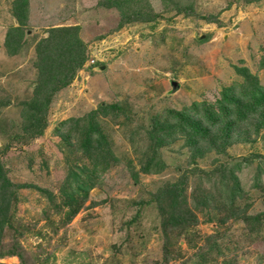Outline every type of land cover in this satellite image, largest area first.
I'll use <instances>...</instances> for the list:
<instances>
[{
    "label": "rangeland",
    "instance_id": "1",
    "mask_svg": "<svg viewBox=\"0 0 264 264\" xmlns=\"http://www.w3.org/2000/svg\"><path fill=\"white\" fill-rule=\"evenodd\" d=\"M14 1L0 0V159L16 184L30 187L16 191L15 229L5 237V251L18 246L20 256L3 250L0 264H264V221L254 223L264 219V131L223 154L198 158L180 140L162 150L164 171H141L146 129L156 113L214 102L224 87L242 84L246 71L264 86V0H140L151 21L122 27L114 0H30L26 44L10 56L5 41L18 26ZM74 26L88 61L54 97L44 134L16 144L37 80L36 46L51 29ZM172 82L180 86L176 92ZM116 102L125 118L103 121L117 162L97 172L69 220L61 191L79 156L56 129ZM231 175L235 188H224L223 177ZM181 182L198 223L166 235L156 196ZM207 192L216 204L206 208L202 200L197 210V197ZM230 200L248 220L231 218Z\"/></svg>",
    "mask_w": 264,
    "mask_h": 264
},
{
    "label": "trees",
    "instance_id": "2",
    "mask_svg": "<svg viewBox=\"0 0 264 264\" xmlns=\"http://www.w3.org/2000/svg\"><path fill=\"white\" fill-rule=\"evenodd\" d=\"M260 1L262 0H248V3ZM114 2L120 9L122 17L120 27L135 22L151 21L145 8L140 6V0ZM29 3L30 0H15L13 3V14L18 26L12 27L6 36L5 48L10 56L20 54L26 44L24 28L28 24ZM178 12L188 14L186 9L180 7ZM189 15L192 16L191 13ZM204 20L216 24L218 22L216 19ZM35 50L34 67L37 71V80L32 99L23 105L24 125L21 134L15 137L16 144H26L44 134L48 110L54 97L72 84L88 61L87 46L80 38L78 26L51 29L48 37L42 39ZM249 77L246 71L242 84L224 87L214 102L193 103L180 110L164 109L152 116L146 129L147 143L143 151L141 171L145 174H158L164 171L166 165L162 160V150L180 140L185 141V146L191 149L192 158H198L213 152L223 154L232 145L250 142L253 136L264 131V86ZM125 116L123 103L102 104L80 118L63 121L57 127V136L77 154V157L79 156L74 161L67 186L61 191L63 199H66L63 200L64 207L69 209L66 213L69 220L80 210L81 193H85L83 194L85 199L88 198V190L97 182V172L108 171L117 162L103 120L110 118L119 121ZM85 161L88 164L84 163ZM32 167L33 164L29 166L30 169ZM230 177L233 180L223 177L224 188L231 186L235 188L237 179L234 175ZM75 186L77 190H74ZM27 187L30 185L16 184L10 178L9 170L0 159V252L5 251L7 231L15 229L12 214L15 193ZM185 190L184 183L181 182L169 184L157 193L156 199L166 235L174 230L185 231L186 226L198 223L188 206ZM42 192L48 193L50 201L54 200L53 194L46 190ZM196 200L197 210L202 205V200L204 202L202 206L206 208L215 203L213 202L215 199H212L208 192ZM230 201L231 203L226 205L231 218L248 220L244 213L237 211L233 200ZM262 220L264 221L255 217L254 223H260ZM6 255L20 256L18 246L14 248V252H6Z\"/></svg>",
    "mask_w": 264,
    "mask_h": 264
},
{
    "label": "water",
    "instance_id": "3",
    "mask_svg": "<svg viewBox=\"0 0 264 264\" xmlns=\"http://www.w3.org/2000/svg\"><path fill=\"white\" fill-rule=\"evenodd\" d=\"M172 87H173V92H176L180 88L177 82H172Z\"/></svg>",
    "mask_w": 264,
    "mask_h": 264
}]
</instances>
